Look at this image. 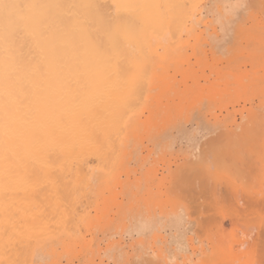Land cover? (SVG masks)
<instances>
[{
	"label": "bare ground",
	"instance_id": "obj_1",
	"mask_svg": "<svg viewBox=\"0 0 264 264\" xmlns=\"http://www.w3.org/2000/svg\"><path fill=\"white\" fill-rule=\"evenodd\" d=\"M192 2L196 0H0V264H91L96 250L86 236L98 228L136 235L129 246L136 247V259L150 264H264V87L246 97L243 79L252 71L235 83L210 82L207 76L211 87L194 84L184 90L171 89V83L162 86L158 74L156 79L149 73L151 52L164 59L155 57V50H180L188 44L178 38L187 25H180L186 9L190 18L195 14L198 0L188 6ZM212 5L220 6L219 0H211L205 11L219 24L222 10ZM193 18L196 24L198 18ZM185 29L188 36L189 25ZM187 56L177 63L188 65ZM241 82L244 93L236 92ZM198 101L197 125L212 129L201 151L191 154L203 171L192 159L187 167L183 161L177 164L172 169L176 181L171 177L170 187L164 186L168 198H160L167 206L161 207L147 177L151 170H146L126 183L127 201L117 222L112 216L98 217L92 204L98 202L92 195L98 187L93 185L108 181L116 166L111 158L119 150L115 145L148 139L152 149L140 156L141 168L157 150L189 145L180 123L184 116L187 121L194 117L186 110ZM190 170L192 178L181 177ZM183 189L191 198L182 196ZM115 192L109 196L114 201ZM177 193L185 205L176 204L181 201ZM194 206L203 214H196ZM194 228L200 239L207 237L206 245L191 234L200 242L195 239L194 245ZM118 244L106 245L114 264Z\"/></svg>",
	"mask_w": 264,
	"mask_h": 264
},
{
	"label": "rangeland",
	"instance_id": "obj_2",
	"mask_svg": "<svg viewBox=\"0 0 264 264\" xmlns=\"http://www.w3.org/2000/svg\"><path fill=\"white\" fill-rule=\"evenodd\" d=\"M191 1H193V0H191ZM201 1H202V3H201ZM210 1L211 0H204V1L203 0H198V2H197V0H196V2L199 4V6H198V4L196 5L197 7H195L193 5L194 6L193 12L195 11V14L196 15L192 12V10H190L192 12L191 14H194L193 16L195 17V19H197V18L199 19V20L198 19L196 20V24L194 23L195 22L194 18L192 20V17L193 16L191 15V18H190L186 14L187 11H189L190 8L188 9L187 7H185V6H187V5H185V3L182 4V6L185 5L184 6L185 9L186 8L187 9L185 11L186 13L182 16V19H183L182 21L183 22L181 21V24L180 25H183L184 26L185 24H187V25H185L183 27L184 29H185V27L188 28V25H189V28H190L189 30L190 31L188 32V36H187V30L188 29H185V31H184V29L182 28L180 37L178 39L180 41H182L183 39L184 40L186 39V41H185L184 44H186V43H188V44L182 46L180 48V50H173V51L172 50H165V51H163V50H159V51L158 50H155L154 56H155V53L160 54L162 57L165 55L164 59L162 57H161L162 59H160L159 56H157V55H156L157 57L155 56L157 58L156 59V58L153 57V55H152L153 53L151 52L152 53L151 54L149 52L150 53L149 57H151L150 58L151 59L150 61H152L151 68L149 70H151V71L153 70V73H151V72H149V73L152 74V76H154V78H156V79L158 77L159 78L158 79V82L160 83V85L162 84V86H165V85L171 83L170 84V86H171L170 88L171 89H174V88L176 89V88H180L181 87L180 90H184V88L186 86H192L194 84L195 85H198L199 87H202V85L203 86L205 85V86H210L211 87V83H209L208 80L210 82H213V81L215 82L216 81V82H219L221 84V83H226V79H227L228 81H232L233 83H235L238 80H241L243 78L242 75H244V77H245V75L247 74V71H252L251 73L250 72L248 73L250 75L246 76V78L243 79V82L247 84V86L245 85V90L246 89L247 90L246 91L243 90L244 89V86H243L244 84H242L243 82H241L242 86H239L238 87L239 90L237 89V91H236V92H243V91H245V93L244 92L243 93L246 95V97H251L255 93L260 92L263 89V87H264V74H262V73H264V71H263L264 69L262 70V68H264V0H246V3L248 5L247 11L244 12V13H242L239 16L238 20L235 22L234 26L231 27V28H228V29L224 27L221 19H219V24H216L215 21L213 20V18L210 15H207V13L205 11V7L207 5H209ZM184 2H187V0H184ZM196 2H192L188 6L193 7L192 4L193 3H196ZM219 2H220V5H223L225 3H228L229 0H219ZM200 7L202 8L203 12H202V10H201ZM198 9H200V10H198ZM220 9L222 10V13H223V11H224L223 8L220 7ZM198 14H200L201 16H199ZM203 15H204V17H203ZM196 16H198V17L196 18ZM188 19L189 20L191 19V21H189ZM207 19L209 21H207ZM186 21H187V23H186ZM202 21L205 24H203ZM190 23H193V24H190ZM198 25H200V26H198ZM195 27L198 28V29H196ZM201 29H203V30H201ZM192 30H194L195 32H193ZM210 30H211V32L212 31L213 32L211 33ZM214 30H216V33H215ZM198 32L200 33V35L199 36H196ZM184 34H185L186 37H184ZM187 38H188V42H187ZM178 39H176V40H178ZM189 39H191L190 40L191 42L189 41ZM176 42H178V41H176ZM214 42H215V44H214ZM189 44H190V46L188 47ZM191 44H193V45H191ZM187 53H188V55L191 54V58L189 56H187ZM147 54H148V52H147ZM177 54H179L180 56L179 55L177 56ZM184 54H186V55H184ZM186 56H187V59L188 60L190 58V60L188 62H186V64L188 63V65H185V63L178 64L182 59H184V61H185ZM205 56L208 57V58H206ZM211 57H213L212 58L213 59L212 61H211ZM179 59H180V61L177 63V61ZM169 60H171V61L169 62ZM168 62L171 63V64H169ZM205 62H206V65L203 64ZM159 63H161L160 65L161 66L163 65V67L160 66V68H159V65H158ZM175 63L178 64L177 65L178 70L180 69L179 71H182V72H179L178 70H175L176 69V67L174 66V65H176ZM208 63H210V64H208ZM200 64H202V65L200 66ZM167 67H168V70L166 71ZM158 68H159V70H157ZM204 70H205L206 74H204L205 73ZM219 70H220V72L215 74V71L217 72ZM257 70H258V72H257ZM160 71H162V74H161ZM238 71L240 73V76H239ZM226 72H230L229 74H232V75H229ZM236 73H237L238 76H236ZM157 74H158V76L156 77L155 75H157ZM159 74L161 76H165L164 74H166V75L168 74V75H171V77L167 75V76L161 78L159 76ZM252 74H253V77L255 76L254 78L251 77ZM184 75H185V77H183ZM207 76L209 78L206 81L205 79L207 78ZM214 76L215 77H218L219 76V78H215ZM176 77H178V78H176ZM160 78H161V80H160ZM261 78H263V79H261ZM176 79H177L178 82L175 81ZM179 79H180V82H182V83L179 82ZM167 80H169V81H167ZM184 80H188V81H184ZM164 81H166L167 83H164L163 84ZM185 82H189V84L188 83L185 84ZM191 82H194V83H191ZM179 84H181V85H179ZM248 84H250V85L248 86ZM183 86H184V88H183ZM210 87H208V88H210ZM171 89L168 92V96H170V97L172 96ZM252 92H254V93H252ZM257 102H259V101L258 100H255V103H257ZM193 105H194L193 108L186 110V112L189 113V114H192L194 117L191 120L187 121V119L184 116V118L182 119V121L180 123L181 124V127L183 129H185L186 131H188L190 127H200V128H203V126L201 124L197 125L198 120H196V118H195L196 115H197V113H198V110H199V108L201 106V102L198 101L196 103V105L195 104H193ZM115 146L118 147L116 149H119V150H115V147L114 148L112 147L115 151H113L112 148L110 149V151L112 150L113 153L114 152H116V153H114V156L112 155L113 157L111 155L110 156H111V158H114V163L116 162L115 163L116 166H113L112 167V169H114V170H110L109 169L110 171H109V175L107 177V180L108 181H106L105 183L95 182V184H94L95 186L93 185V187H96V188L98 187L97 189L95 188L98 193H96V191H94L93 192L94 194L92 193V195L93 196L96 195L98 197V200H97L98 202H96V201L93 202L94 199L92 200V198L90 199V201L92 200V202H93L92 204H96V206L94 208H95V211H99V212H97L98 214L100 213L99 215L97 214L98 217H101L102 215H105V216L108 215L109 217L112 216L111 219L114 218L116 220V222L118 221V219H117L118 218L117 213H118V211L120 209L121 204L122 203H125L127 201V196H126V193H125V186H126V183L128 181L129 182H135L138 178H141L142 172H146V170H151V171H149V174H148L147 177H150L151 176L148 179L153 184V187L156 186V188L153 189V191L156 193V195H155V204H157V206L159 205L161 207H164V206H167V205H165L166 202L165 203L163 202L162 204H161V202H162V199L164 200L165 195L166 196L168 195V191H169V190H166L167 193L165 194V192H164L165 190L164 189H168V188H164V186L165 187H170L169 180L171 179V177H172V180L171 181H173V180L176 181V179H173L172 169H174V171H175V169L177 168V166L180 165L179 163H181L182 161L185 163V167H187L186 165H188V164H186V162H189V160H191V159L193 161L195 160L194 162H191L193 164L195 163L194 166L197 167L196 164H198V163H196V159H195L196 157L194 155H193V157L191 156V154L194 153L193 150H192V148L190 147V145H186L185 143L182 146H179L177 144L170 145L167 148L162 149L160 152H158V150H157V152H156L157 154L154 153V154L151 155V158H149V161H148L147 165L144 167L145 170H144V168H141V166H140V156L146 155L148 153L146 151H148L149 149H152V146L150 145V142H149L148 139H146L145 137L143 139L140 138V139H136V140L129 139V141L125 145L124 144L123 145L120 144L119 145L120 147L118 145H115ZM186 150H188L187 151V156H185L187 159L183 157L184 155H186ZM117 151H119L118 152V155H117ZM109 152H108V155H109ZM110 154H112V153H110ZM158 154H159V156H158ZM163 154H166V156L163 155ZM188 154H190L189 155V159H188ZM115 155H117L116 156L117 158H115ZM181 155H182L183 158L181 157ZM110 156H109V158H110ZM163 156H164L165 159L163 158ZM155 157H156V159L155 160L154 159L152 160V158H155ZM176 157L177 158L179 157L178 160H177ZM167 164H169V165L167 166ZM189 164H190V162H189ZM94 165H97V164H94ZM153 165H155V166H153ZM190 165H192V164H190ZM175 166H176V168H175ZM182 168H183V166H182ZM191 168H193V166ZM197 168L199 170L202 169L201 166H198ZM125 169L128 170V173L125 172L126 171ZM153 170H155V171H153ZM167 170H168V173L166 172ZM120 171H121V173H120ZM201 171H203V169ZM110 172H112V173H110ZM176 172H178V171H176ZM183 172H182L181 177H183L184 175L187 176V177L189 176V178H192L193 177L191 170H190L191 176H190V173L189 172L188 173H186V172L183 173ZM117 173H119V175H117V177H116V174ZM194 173H195V171L193 172V174ZM180 174L181 173H179L178 175H180ZM131 175H132V179L130 178ZM153 175H155V176H153ZM203 176L204 175H202V180L204 178ZM175 177L176 176L174 175V178ZM110 178H112V179H110ZM196 178H197V176H195V179ZM198 178H197V180L201 179V177L199 179ZM166 179H168V180L166 181ZM195 179L193 178V180H195ZM119 180L122 182V183L120 182L121 183V186L118 183ZM188 180L190 181V179H188ZM171 181H170V183H172ZM183 181L186 184V182H187L186 179L185 180L183 179ZM114 182H115V185H113ZM166 182L168 184H166ZM199 182H200V180H199ZM179 184H181V183H179ZM185 184H183V182H182L183 187L185 186L187 188V186L189 184L187 186ZM195 184L199 188L198 183H195ZM191 186H193V185H191ZM93 187H92V189L94 190ZM105 187L106 188L109 187V188H107L109 190L107 193H106V190H105L106 188ZM197 187H195V188L198 190ZM99 188L101 190H103V191H101ZM157 189H158V191L156 192L155 190H157ZM114 190L117 191V193L116 192L113 193V194H115V196L118 197V198L115 197V201L116 202L118 201V204L116 203L117 205L116 204L113 205L115 203L114 198H112V197L109 198V196L111 195V192H114ZM134 190L137 192V189H134ZM187 190L186 189L185 190L184 189L181 190V191H184V193L186 194V195H184V193H183V195L182 194L181 195L186 198V196L188 194V199H189V198H191V196L189 197V194L190 193H187ZM160 191H163L164 192L163 193L164 195H162V193ZM188 192H190V191H188ZM179 193H181V192H179ZM179 193H177V194H179ZM92 195L91 196H88V197L89 198L90 197H93ZM181 195L178 197L179 199H181L180 198V197H182ZM102 196H106L107 199L102 200ZM162 196H163V198H162ZM170 197L171 196L169 195V198ZM160 198H162V199H160ZM166 198H168V197H166ZM166 198H165V200H166ZM106 201H108L107 204H109V205L106 204ZM179 201L180 200H177L178 203L176 202V204H179V205H183L184 204L185 205V203L182 201V199H181L180 202ZM199 201H195L194 203L193 202H189V203L190 204L193 203V204H196L197 205V202H199ZM90 203L91 202H89V204ZM167 203H169V202H167ZM92 204H90V206ZM102 205H105V208ZM186 205L188 206V204H186ZM93 206L94 205H92V207H90L91 210L93 209ZM188 207H190V206H188ZM191 208L193 209V207H191ZM194 208H197L198 209V210L197 209H195V210L193 209L195 211V213L196 212L197 213H199V212L202 213V211H201L202 208L197 207V206H194ZM193 210H191V212ZM104 212H106V213L104 214ZM111 213L114 214L115 217ZM192 213H194V212H192ZM94 214H95V212H94V210H92L91 211V216L93 217ZM193 218H195V217L193 216ZM199 218H200V216H199ZM197 220H199V219H197ZM116 222H115V225H116ZM196 229L197 228H194V231H192L190 233V236H192V238H193V241H194L193 243H195L194 245L198 246V244L196 243L197 240H195V239H198L199 238L198 237V233L196 235V232H195ZM203 229L205 230V228H203ZM206 230H207V227H206ZM91 231H92V233L89 234V232H88L87 233L88 235L86 236V238L88 240H90L91 237H92V239H93L92 242H94L93 249L96 250V253H94L95 256L93 257L94 262L91 263V264H114L113 261L109 258L108 254H105L106 253V247H107L106 245H108L110 243V241H111V243L112 242H117V241L119 243L117 246H115V249H116L115 252H117L116 255L119 257V258L117 257V264H120V262H123V261L125 262V259L128 258V255L130 256L129 257L130 260L128 259L129 262L135 261V259H136L135 258V255H136L135 252L136 251H134V250L136 249V247L131 248L129 245L131 244V242L134 239L137 238L136 235H134V234L131 235L127 231H123L121 229H119V230L113 229L111 231H107V230H102L101 228H98V229H93ZM207 231H206V233H207ZM201 232L204 233L205 231L203 232L201 230L200 233H199V235L202 234ZM162 234L164 235L166 233H162ZM191 234L196 235L198 238H196V236H194L195 237L194 238L193 235H191ZM212 236H214V234ZM203 237H202V239H200L201 237L199 238L200 239V242L203 241L202 242V244H203L204 241H205V243L207 244L209 240L207 239V237H204V238ZM208 238H209V236H208ZM199 239H198L197 242H199ZM213 239L216 240L215 236H214ZM104 246H105V248H104ZM155 246H156L155 248H158L160 246V241H157V243L155 244ZM216 257H217V255H216ZM211 258H212V256L210 257V259ZM217 260H218V257H217ZM168 261L169 260H167V262ZM207 261H209V260L207 259ZM129 262L128 263H125V264H129ZM162 263H163V261H162ZM208 263L209 262H207V264ZM218 263H220V262H218ZM210 264H211V261H210Z\"/></svg>",
	"mask_w": 264,
	"mask_h": 264
},
{
	"label": "snow or ice",
	"instance_id": "obj_3",
	"mask_svg": "<svg viewBox=\"0 0 264 264\" xmlns=\"http://www.w3.org/2000/svg\"><path fill=\"white\" fill-rule=\"evenodd\" d=\"M2 6V5H0ZM90 7H97L95 5ZM128 7H136L135 5H128ZM217 7L223 8V13H218L220 19L225 28H231L234 26L235 22L238 20L239 16L246 12L248 9V5L245 0H229L228 3L223 5H212V8L215 9ZM111 38V37H110ZM212 133V129L208 128L206 131L200 127H190L188 133L185 137V142H187L194 153H199L201 151V147L203 143H206ZM123 264V262H120ZM129 264H150L149 261L142 260L137 258L135 261L129 262ZM171 264H175V262H171Z\"/></svg>",
	"mask_w": 264,
	"mask_h": 264
}]
</instances>
